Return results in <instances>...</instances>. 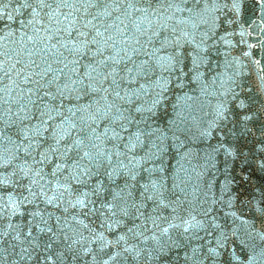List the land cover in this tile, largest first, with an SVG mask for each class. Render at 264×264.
<instances>
[{"label":"snow or ice","instance_id":"6c2138e0","mask_svg":"<svg viewBox=\"0 0 264 264\" xmlns=\"http://www.w3.org/2000/svg\"><path fill=\"white\" fill-rule=\"evenodd\" d=\"M0 264H264V0H0Z\"/></svg>","mask_w":264,"mask_h":264}]
</instances>
